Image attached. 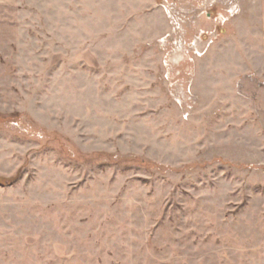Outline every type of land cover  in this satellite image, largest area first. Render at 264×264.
<instances>
[{
  "label": "rangeland",
  "instance_id": "374dc122",
  "mask_svg": "<svg viewBox=\"0 0 264 264\" xmlns=\"http://www.w3.org/2000/svg\"><path fill=\"white\" fill-rule=\"evenodd\" d=\"M264 0H0V264H264Z\"/></svg>",
  "mask_w": 264,
  "mask_h": 264
},
{
  "label": "crops",
  "instance_id": "0c3cea01",
  "mask_svg": "<svg viewBox=\"0 0 264 264\" xmlns=\"http://www.w3.org/2000/svg\"><path fill=\"white\" fill-rule=\"evenodd\" d=\"M263 27H264V21H263Z\"/></svg>",
  "mask_w": 264,
  "mask_h": 264
}]
</instances>
